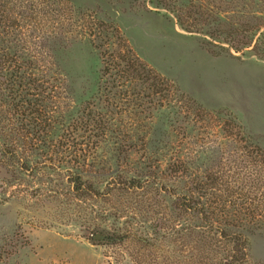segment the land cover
Wrapping results in <instances>:
<instances>
[{"label": "rangeland", "instance_id": "1", "mask_svg": "<svg viewBox=\"0 0 264 264\" xmlns=\"http://www.w3.org/2000/svg\"><path fill=\"white\" fill-rule=\"evenodd\" d=\"M0 264H264V0H0Z\"/></svg>", "mask_w": 264, "mask_h": 264}, {"label": "trees", "instance_id": "2", "mask_svg": "<svg viewBox=\"0 0 264 264\" xmlns=\"http://www.w3.org/2000/svg\"><path fill=\"white\" fill-rule=\"evenodd\" d=\"M72 176L73 177H71V178H74L72 182L74 183L76 190L77 191H84L85 186H84V182H83V176L81 174H74ZM129 187H134V188L143 187V184L139 179L133 178L132 181L130 182ZM189 199H192V200H190L189 202L186 200V202L184 204H182V207H185V208L191 207L192 209L197 210L198 207L195 204L196 202H195V200H193V197H191ZM198 212L203 213L204 212L203 207H201ZM243 258H245V255H243V257H241V259H239V260H242Z\"/></svg>", "mask_w": 264, "mask_h": 264}, {"label": "water", "instance_id": "3", "mask_svg": "<svg viewBox=\"0 0 264 264\" xmlns=\"http://www.w3.org/2000/svg\"><path fill=\"white\" fill-rule=\"evenodd\" d=\"M95 239L97 240H103V239H106L107 236L105 233H102V232H98L96 233V235L94 236Z\"/></svg>", "mask_w": 264, "mask_h": 264}]
</instances>
